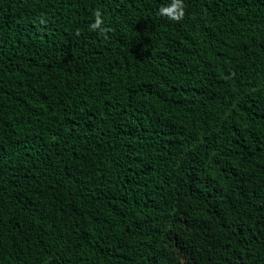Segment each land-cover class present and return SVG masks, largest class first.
Segmentation results:
<instances>
[{"label":"trees","instance_id":"16d2710c","mask_svg":"<svg viewBox=\"0 0 264 264\" xmlns=\"http://www.w3.org/2000/svg\"><path fill=\"white\" fill-rule=\"evenodd\" d=\"M169 2L0 0V264H264V0Z\"/></svg>","mask_w":264,"mask_h":264},{"label":"clouds","instance_id":"9594fccd","mask_svg":"<svg viewBox=\"0 0 264 264\" xmlns=\"http://www.w3.org/2000/svg\"><path fill=\"white\" fill-rule=\"evenodd\" d=\"M158 15L160 17L167 18L170 21L180 22L185 17V4L184 0H170L166 5H162L158 9ZM94 22L90 25V30L99 31L101 33H106L107 28L103 27L104 20L102 13L99 10L94 12ZM42 23L44 21H41ZM76 35L79 36L80 32L77 30Z\"/></svg>","mask_w":264,"mask_h":264}]
</instances>
